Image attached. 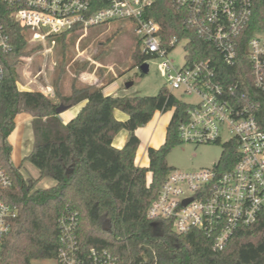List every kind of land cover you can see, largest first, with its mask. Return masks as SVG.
Segmentation results:
<instances>
[{
  "label": "trees",
  "instance_id": "16d2710c",
  "mask_svg": "<svg viewBox=\"0 0 264 264\" xmlns=\"http://www.w3.org/2000/svg\"><path fill=\"white\" fill-rule=\"evenodd\" d=\"M159 25L162 42L173 35L186 38L189 61L210 59L215 75L225 83L239 80L246 63L247 40L264 31V0H252L251 14L238 37L237 59L228 65L219 52L186 28L185 13L174 0H154L148 12ZM0 23L12 44L0 53L3 75L0 80V162L10 175L8 187L0 185V200L12 204L16 217L3 239L0 264H34L37 260H57L61 245V219L74 216V237L79 249H105L118 264H264V207L256 220L237 227L221 250L212 248L210 238L198 229L177 233L171 222L150 220L147 208L172 168L166 156L181 143L178 124L185 117L186 104L166 86L155 95L120 96L104 94L103 79L113 81L112 73L100 70L96 82L81 84L73 78L68 90L60 87L64 60L54 81L57 100L37 90L19 91L17 67L22 56L40 46L31 45V31L13 17V8L0 0ZM71 30L57 34L63 51ZM136 46L129 53L135 65L149 59ZM109 81V83H108ZM106 85V84H105ZM83 102L75 116L63 122L56 113L59 104L70 107ZM128 115L117 119L114 110ZM171 110L163 142L148 147V165L135 163L140 144L136 129L147 124L156 111ZM32 115L33 145L23 158L39 170V177H25L20 165L11 161L8 136L14 130L15 116ZM264 128V104L257 111ZM121 129L129 136L118 149L112 146ZM219 167L229 168L237 158L235 141L225 144ZM55 181L47 188L37 187L40 178ZM57 264V262H56Z\"/></svg>",
  "mask_w": 264,
  "mask_h": 264
},
{
  "label": "built area",
  "instance_id": "2783aa9c",
  "mask_svg": "<svg viewBox=\"0 0 264 264\" xmlns=\"http://www.w3.org/2000/svg\"><path fill=\"white\" fill-rule=\"evenodd\" d=\"M3 1L13 8L14 19L31 31L33 41L42 42L71 30L83 34L113 21L126 23L133 29L140 50L148 55L145 61L161 58L158 68L166 78L167 89L196 97V101L185 103V117L177 127L180 140L222 143L223 147L236 142L237 158L227 169L219 167L220 158L210 168L169 170L147 208L148 219L167 220L177 233L198 229L216 250L225 247L237 227L256 220L264 207V128L256 115L264 104V31L247 40L246 63L241 65L239 80L225 83L215 75L209 58L189 61L186 38L184 63L177 66L168 58L181 39L173 35L162 42L160 25L148 16L154 0ZM174 1L185 13L186 28L213 46L226 64H235L238 37L251 14L252 0ZM11 49L0 23V53ZM41 54L42 65L33 74L25 71L22 85L54 100L56 92L47 74L49 49L44 47ZM223 132H227L224 139ZM10 184V175L0 162V185ZM16 214L12 204L0 200V252ZM60 224L57 264H118L105 249H79L74 216L61 219Z\"/></svg>",
  "mask_w": 264,
  "mask_h": 264
},
{
  "label": "rangeland",
  "instance_id": "374dc122",
  "mask_svg": "<svg viewBox=\"0 0 264 264\" xmlns=\"http://www.w3.org/2000/svg\"><path fill=\"white\" fill-rule=\"evenodd\" d=\"M76 35V37L67 36V47L64 51L59 38H55V35L49 36L42 42L31 40V35L30 44L32 46L40 44V46L22 56L21 64L17 67L19 72L17 82L25 85L24 72L33 74L40 68L44 59L41 52L45 47L49 49L47 74L53 87L60 71L62 58L64 60L65 71L61 76L60 85L63 91H67L73 78H77L81 84L96 82L100 70H108L112 73L113 81L110 83L108 81V85L113 88L114 94L120 96L155 95L162 86H169L158 68L161 58L148 61L149 71L144 74L141 73L138 65L134 64L129 53L136 46V37L133 29L126 23L113 21L108 25L90 28L83 34L78 32ZM185 42V39H181L168 54V58L177 66L184 63ZM106 80L103 79L101 85H107ZM129 81H132V84L126 87L125 83ZM171 93L184 103L196 101L193 95L177 90H172ZM226 136L227 132H223V139ZM158 138L151 144L161 139L160 136ZM222 151V143L196 144L183 141L170 149L166 160L172 169L196 171L212 167L220 159ZM34 264H56V261L37 260Z\"/></svg>",
  "mask_w": 264,
  "mask_h": 264
},
{
  "label": "crops",
  "instance_id": "0c3cea01",
  "mask_svg": "<svg viewBox=\"0 0 264 264\" xmlns=\"http://www.w3.org/2000/svg\"><path fill=\"white\" fill-rule=\"evenodd\" d=\"M103 92L104 94H114L113 88L110 87L108 84L105 85V87L103 88ZM54 100H57V98ZM82 104L83 102L68 108L67 110L59 114V117L63 122L69 121L73 116L76 115ZM166 113L168 115H166ZM114 116L120 120H125L128 117L126 113L121 112L118 109L114 110ZM170 117L171 110L167 112L156 111L147 124L136 129V134L140 139V144L137 148L135 155V163L137 165H148L149 159L147 155V148L158 147L162 143L165 136L166 126ZM32 119V115L28 112L18 113L14 119V130L8 136V142L11 145L10 157L13 164L15 166H21L20 171L23 176L38 178L39 170L29 161L23 160V158L31 151L33 145V132L31 127ZM128 136L129 132L125 129H121L113 137L112 146L118 149L122 148ZM159 136L161 137L162 141L160 139L158 142L151 144L153 140L157 139ZM54 184L55 181L52 178L43 177L39 179L36 185L40 188H47L53 186Z\"/></svg>",
  "mask_w": 264,
  "mask_h": 264
},
{
  "label": "water",
  "instance_id": "95a60500",
  "mask_svg": "<svg viewBox=\"0 0 264 264\" xmlns=\"http://www.w3.org/2000/svg\"><path fill=\"white\" fill-rule=\"evenodd\" d=\"M141 73H147L149 71V62L145 61V62H142L141 64L138 65ZM0 80H1V77H0ZM132 84V81H129V82H126L125 83V86L126 87H129L130 85ZM16 87L19 91H31V89L23 86L20 82H16ZM68 108H70V106L68 105H64V104H59L57 107H56V113L59 115L61 114L63 111L67 110Z\"/></svg>",
  "mask_w": 264,
  "mask_h": 264
}]
</instances>
